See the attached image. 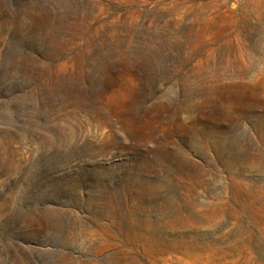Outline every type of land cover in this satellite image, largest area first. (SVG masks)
I'll return each instance as SVG.
<instances>
[{"label": "rangeland", "instance_id": "374dc122", "mask_svg": "<svg viewBox=\"0 0 264 264\" xmlns=\"http://www.w3.org/2000/svg\"><path fill=\"white\" fill-rule=\"evenodd\" d=\"M0 264H264V0H0Z\"/></svg>", "mask_w": 264, "mask_h": 264}]
</instances>
